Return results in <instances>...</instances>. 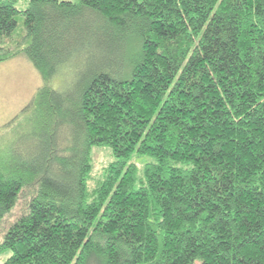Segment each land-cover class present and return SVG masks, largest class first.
Wrapping results in <instances>:
<instances>
[{"label": "trees", "instance_id": "trees-1", "mask_svg": "<svg viewBox=\"0 0 264 264\" xmlns=\"http://www.w3.org/2000/svg\"><path fill=\"white\" fill-rule=\"evenodd\" d=\"M18 1L45 131L0 162L4 264H264V0Z\"/></svg>", "mask_w": 264, "mask_h": 264}, {"label": "rangeland", "instance_id": "rangeland-1", "mask_svg": "<svg viewBox=\"0 0 264 264\" xmlns=\"http://www.w3.org/2000/svg\"><path fill=\"white\" fill-rule=\"evenodd\" d=\"M27 1L19 0L17 7L23 9ZM21 18L22 15L18 14L17 27L10 39L12 43H5L4 48L18 49L25 44ZM57 83L55 80L54 84ZM41 84L39 72L24 55L18 54L0 60V162L14 153L30 157L41 152L38 137L45 131L41 121L42 112L31 102L33 93ZM71 86V83L64 84L60 90L73 91ZM58 131L62 132L61 129ZM58 131L55 141L62 137ZM91 155L93 163L91 177L96 178L110 159V151L108 148L93 147ZM9 254L8 249L0 253V264H4Z\"/></svg>", "mask_w": 264, "mask_h": 264}]
</instances>
